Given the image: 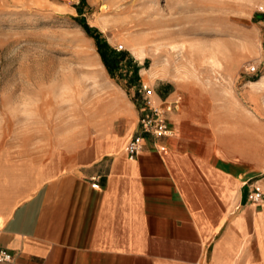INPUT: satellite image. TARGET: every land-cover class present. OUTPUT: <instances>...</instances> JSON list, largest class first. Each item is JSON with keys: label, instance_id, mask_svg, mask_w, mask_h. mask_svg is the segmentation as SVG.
Here are the masks:
<instances>
[{"label": "rangeland", "instance_id": "rangeland-1", "mask_svg": "<svg viewBox=\"0 0 264 264\" xmlns=\"http://www.w3.org/2000/svg\"><path fill=\"white\" fill-rule=\"evenodd\" d=\"M79 1L0 0V156L60 166L123 146L146 85L179 99L176 113L206 124L223 153L264 169V0H85L83 19L128 51L137 84L126 61L110 77Z\"/></svg>", "mask_w": 264, "mask_h": 264}, {"label": "crops", "instance_id": "crops-1", "mask_svg": "<svg viewBox=\"0 0 264 264\" xmlns=\"http://www.w3.org/2000/svg\"><path fill=\"white\" fill-rule=\"evenodd\" d=\"M169 120L133 159L128 141L60 166L0 156V249L13 264H264V202L248 198L264 169L193 117Z\"/></svg>", "mask_w": 264, "mask_h": 264}, {"label": "built area", "instance_id": "built-area-1", "mask_svg": "<svg viewBox=\"0 0 264 264\" xmlns=\"http://www.w3.org/2000/svg\"><path fill=\"white\" fill-rule=\"evenodd\" d=\"M253 70V69H252ZM143 107L141 108V116L139 119V130L131 136L127 145L126 152L130 159L138 154L142 147V138L145 135L153 138L170 137L173 130L170 126L169 116L178 109L179 99L171 102L167 99L155 102L153 99L154 91L143 85ZM264 183V173L258 181ZM97 187V184H94ZM249 201L253 204L264 202V191L254 188L249 193ZM0 263L13 264V256L4 249H0Z\"/></svg>", "mask_w": 264, "mask_h": 264}, {"label": "trees", "instance_id": "trees-1", "mask_svg": "<svg viewBox=\"0 0 264 264\" xmlns=\"http://www.w3.org/2000/svg\"><path fill=\"white\" fill-rule=\"evenodd\" d=\"M85 4V0H80L79 4L75 7L78 17L76 20L79 22L80 26L84 32L94 40L97 54L100 57V60L105 67L106 71L111 78H115L116 74L119 72V64L126 61L128 64V69L130 70V75L126 73L125 76H128V80L137 84L140 81L139 70L140 67L133 61L130 57L128 51L126 50H116L113 48L101 35V33L95 29L91 28L82 17L81 6ZM121 74V73H120ZM139 92V91H138ZM158 96L165 98L167 91L162 89L158 90Z\"/></svg>", "mask_w": 264, "mask_h": 264}, {"label": "bare ground", "instance_id": "bare-ground-1", "mask_svg": "<svg viewBox=\"0 0 264 264\" xmlns=\"http://www.w3.org/2000/svg\"><path fill=\"white\" fill-rule=\"evenodd\" d=\"M136 45V44H135Z\"/></svg>", "mask_w": 264, "mask_h": 264}]
</instances>
